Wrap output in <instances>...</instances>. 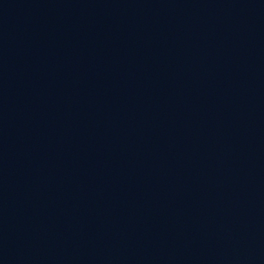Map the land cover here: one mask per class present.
Returning <instances> with one entry per match:
<instances>
[{
  "label": "water",
  "instance_id": "obj_1",
  "mask_svg": "<svg viewBox=\"0 0 264 264\" xmlns=\"http://www.w3.org/2000/svg\"><path fill=\"white\" fill-rule=\"evenodd\" d=\"M0 264H264V0H0Z\"/></svg>",
  "mask_w": 264,
  "mask_h": 264
}]
</instances>
